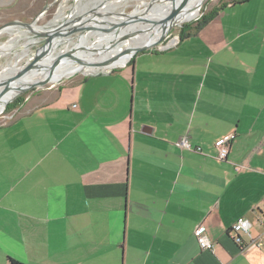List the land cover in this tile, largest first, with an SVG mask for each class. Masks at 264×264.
<instances>
[{"label":"crops","instance_id":"0c3cea01","mask_svg":"<svg viewBox=\"0 0 264 264\" xmlns=\"http://www.w3.org/2000/svg\"><path fill=\"white\" fill-rule=\"evenodd\" d=\"M211 14L0 125V264H264V0Z\"/></svg>","mask_w":264,"mask_h":264},{"label":"rangeland","instance_id":"374dc122","mask_svg":"<svg viewBox=\"0 0 264 264\" xmlns=\"http://www.w3.org/2000/svg\"><path fill=\"white\" fill-rule=\"evenodd\" d=\"M230 0H204L202 4L199 7V13L198 15L188 21H185L184 23H179L174 25L166 35L165 39L159 43V45L150 47L146 51L149 50H158V51H163L166 50L174 45L177 44V42L181 39V29L186 26L187 24H191L192 27L195 26V23L200 20L202 15L204 14H210L218 8L219 6L222 5V3H227ZM3 2H8L3 3ZM11 5H10V3ZM164 2V1H162ZM162 2L158 0H0V26L3 25L6 22L12 21V20H19L23 22H29L32 23L38 16V19L35 21L36 26L43 27L44 29L46 28H52L55 27L58 23H60L63 20L69 19V17H74L76 14L79 15V11L84 10V8H91L93 4H97L98 6H101L103 8L105 7H110L107 11L109 13H117L120 11H126V12H133L135 9L138 11H144L145 16H148L149 14H154L158 15L160 14V10L156 5H160ZM170 2V1H168ZM152 6H151V5ZM48 6L45 10H43L44 6ZM118 5V6H117ZM112 6V7H111ZM115 6V7H114ZM151 6V7H150ZM83 12V11H82ZM91 10H88L84 12V14L90 13ZM93 14V13H92ZM96 14V13H94ZM74 15V16H73ZM140 15L138 13L136 16ZM40 16V17H39ZM95 16H99L96 14ZM113 17L114 14L112 15ZM189 17H192L189 16ZM126 18V17H125ZM136 17H133L132 20L126 18L124 21H129L126 24L120 25V27H123L124 25H128L130 23H135L137 22ZM124 19V18H123ZM139 21H144V20H139ZM125 23V22H123ZM190 25V26H191ZM23 27L19 28H14L13 33L9 34L7 32L1 33L0 34V44H7V40H10L13 38L14 40L12 41L13 44V51L11 50L10 52L6 53L5 55H0V70H2L4 67H6L8 64H14L16 62L17 67H22L30 58L32 59L34 55V49L38 46V44H30L28 46L24 45L29 39L35 38L36 40L42 39L43 37H34L32 36L33 33L31 31L27 32V34H24V28ZM16 29H20V31H15ZM22 34V35H20ZM29 34V35H28ZM87 34V42L93 41V36L90 34ZM121 35V33H118ZM107 35V34H106ZM117 35V34H115ZM20 36V38L18 37ZM26 36V37H25ZM92 37V38H91ZM90 39V40H89ZM128 39V37H123L120 41H124ZM77 41V38H73L67 45L68 48L73 47V43ZM193 43H195V40H193ZM118 42L117 45L114 46V50L111 52H115L114 54L121 53V52H128L132 46H131V41H127L126 43H121ZM189 42V41H188ZM78 44V43H77ZM121 46H120V45ZM97 45V44H95ZM65 45H59L55 51H50L49 56L50 58H53V55L62 47ZM113 49V48H111ZM16 52V53H15ZM142 52V51H141ZM137 52V53H141ZM109 53V52H107ZM22 54V56L18 59L17 55ZM111 54V55H114ZM85 55L80 56L81 59H84ZM134 56H132L128 62L126 63L127 66L130 64ZM30 59V60H31ZM46 60V58L44 57ZM103 60V59H102ZM205 66L207 67L208 61L205 62ZM122 65L117 66L112 69H118L121 67H124ZM213 66V65H212ZM112 69L110 68H104V69H82L78 72L73 73L72 75L68 77L64 76H51V80L49 81V84L38 88L34 90L27 91L23 93L20 97V101H11L7 106L13 105V107L9 110L4 109L3 112L0 113V125L5 124L6 122H9L11 119H13L15 116H17L20 112L24 110L23 104L27 102L32 96L40 94V93H45L47 91L52 92L55 91L59 88L61 85H66L70 81L79 79L85 74H88L89 72L94 73V72H103V71H111ZM7 71V70H6ZM16 100V99H15ZM5 105V104H4ZM6 106V107H7ZM3 108V107H2Z\"/></svg>","mask_w":264,"mask_h":264},{"label":"bare ground","instance_id":"6f19581e","mask_svg":"<svg viewBox=\"0 0 264 264\" xmlns=\"http://www.w3.org/2000/svg\"><path fill=\"white\" fill-rule=\"evenodd\" d=\"M203 1L204 0H187V3L185 4L184 8L175 17L174 22L176 24H179V23H184L185 21H188V20L195 18L199 13V7ZM180 2H181V0H176L175 6H177ZM156 7H158V9L160 10V12H161L160 14H158V15L149 14L148 16H146L145 19H148V21H149L147 23H145V22L130 23L128 26L119 30V33H121V35H119V34H117V35H115V34H107L106 35L105 34L104 35L100 32H91L90 34L94 37L93 41H91V42H87V38H86L87 35L80 36V38L76 42L73 43L72 50H74V55L80 58V56L86 54L84 59H82L83 61L87 62V61H97L98 60V62H97L98 65H99V63H101L102 59L104 60L106 58H110L111 56L120 55L118 59H115L112 61L110 60L111 63L109 62L110 63L109 65L110 66H120V65L123 66V65H125L128 62V60L131 58L132 52L135 48L142 46V45L152 44L161 35V31L163 30V28H162L163 25L162 24H153L151 22L159 21L161 18L167 16L170 13V11H172L171 10L172 9L171 8V2L164 1L160 5H156ZM109 8L110 7L103 8L101 6H98L97 4H93L91 8H88V9L84 8V10H82L83 12L79 11V15L76 14L75 16L74 15L73 16L74 17L82 16L83 19H85V20L100 17L98 19H101V20L103 19L104 21H107V22L113 21L114 23H121V22L127 23V21H124L126 18L132 20L131 19L132 16H128L126 18L121 17V16H117L115 14H114V16H116V17L105 16V14L109 13L107 11ZM88 10H91V12L88 14H84V12H86ZM145 10L138 11L137 9H135L130 14L135 15L138 13H144ZM94 13L98 14L99 16H95L96 14H94ZM191 15H192V17H189ZM72 18L73 17H69V19H72ZM167 24L168 23H165V26H167ZM15 27L19 28V26L5 27L4 29H1L0 34L4 33V32L11 34V33H13V30ZM32 28L34 30H41L43 27L36 26V24H32ZM21 29H23V28H21ZM15 31L16 32L20 31V29L19 30L16 29ZM23 31H24V34H27V32H29V29L24 28ZM133 33H136V34L132 35ZM90 34H89V36H90ZM20 35H22V34H20ZM125 35H128L129 38L121 42L119 39H121L122 37H125ZM32 36H34V35H32ZM18 37L20 38V36H18ZM13 38H11L10 40H7V42H6L7 44H0V55H5L6 53L10 52L13 49L12 41L15 39V38L14 39ZM42 40H43V38L39 39V40H36L35 38H33V39L31 38L24 45L28 46L30 44H33V42H35V41H42ZM127 41H131V46H132V48L128 52H121V53L119 52L117 54H114L115 52H111L112 50H114V46L117 45L118 42L126 43ZM58 43H59L58 41L55 42L53 44L52 48L49 50V52L55 51V49L57 48L56 44H58ZM95 44H97V45H95ZM111 48H113V49H111ZM63 49H61L59 51L60 52L68 51L70 48L65 47ZM49 52L46 54V56H44L46 58V60L44 59V57L41 58L37 62V66L34 69H32L29 72H27L26 74H24L20 79L13 81V83L11 85H9L8 87L4 86V84H2V81L7 77H13L17 72H19L21 67H17L16 62H14V64H11V65L8 64L6 67H4L2 70H0V81H1V85H0V110L2 109L4 104H6L11 98H13L14 95H16V93L18 92V89L20 87L29 86L32 83H34L38 80H41L42 78H44L48 74L50 65L52 64L54 56H55V54H54L53 58H50ZM107 52H109V53H107ZM111 54H114V55H111ZM17 56H18L17 58L19 59L22 56V54L17 55ZM82 69L89 70V69H92V67L91 66H84V65L79 64L78 62L74 61L73 59L65 57L64 59L61 60L60 64L55 68L53 73L50 74V78H51V76H54V75L68 77L69 75H72L73 73L78 72Z\"/></svg>","mask_w":264,"mask_h":264},{"label":"water","instance_id":"95a60500","mask_svg":"<svg viewBox=\"0 0 264 264\" xmlns=\"http://www.w3.org/2000/svg\"><path fill=\"white\" fill-rule=\"evenodd\" d=\"M158 1H160V2L170 1L171 2V8H172L171 9L172 11H170V13L167 16L161 18L159 21L151 22L153 24H162L163 25V27H162L163 30L161 31V35L152 44L142 45V46L135 48L132 52V56H134L137 52L146 51L150 47H154V46L159 45V43L165 39L169 30L174 25H176V23L174 22V19L179 14V12L184 8L185 4L187 3V0H181V2L177 6H175L176 0H158ZM47 7H48L47 5L44 6L43 10H45ZM113 14H115L117 16H121V17L132 16L131 19L133 17H136L135 19H136V21L138 20L137 22H141L139 20H144L142 22H145V23L149 22L148 19H145L146 14L143 15L144 13H140V15L136 16L137 14L132 15V14H130V12L120 11L117 13H107V14H105V16L109 17V16H112ZM98 18H100V17L85 20V19H83L82 16H77V17H73L72 19L63 20L60 23H58L55 27L46 28V29L42 28L41 30H34L32 28V24H35V21L38 19V16L32 23L23 22V21H19V20H12V21L6 22L3 25H1L0 31H1V29H4L5 27L19 26V27L29 29V31H31L33 33L34 37H43L44 36L42 41L33 42V44H38V46L34 49V55H33L32 59L30 58L31 60L29 59L21 67L19 72H17L13 77L5 78L2 81V84H4V86L8 87L9 85H11L13 83V81L20 79L24 74H26L30 70L34 69L37 66V62L41 58L46 56V54L52 48L53 44L57 41L59 42L58 44H56L57 47L59 45H62V44L65 45L64 47L59 49V50H61L65 47H67L66 44H68L75 37L78 40L80 38V36L87 35L88 33H91V32H100L104 35L105 34H118L120 29L129 25L128 24V25H124L123 27H120V25H123L126 23H123V22L114 23L113 21L107 22V21H104L103 19L101 20ZM128 22H130V21H127V23ZM165 23H168L167 26H165ZM135 34L136 33H133L132 35H135ZM125 37H128V35H125ZM121 39H119V40H121ZM59 50L55 53V56H54L52 64L50 65L48 74L44 78H42L41 80H38L29 86L20 87L18 89V92L16 93V95H14V97L11 98L3 106V108L0 110V113L4 111L6 106L11 101H14L15 99L19 98L23 93L30 91V90L41 88V87L49 84V81L51 80L50 74L53 73L55 68L60 64L61 60L64 59L65 57L73 59L74 61H76L79 64H82L84 66H91L92 69H99V68L100 69H104V68L112 69V68H115L117 66H110L109 65L111 63L110 60L112 61V60L118 59L120 56V55H118V56L115 55V56H111L110 58H106L104 60H101V63H99V65H98L97 64L98 60L86 62V61H83L81 58L75 56L74 50H72V48H70L68 51H64V52H60ZM0 85H1V81H0Z\"/></svg>","mask_w":264,"mask_h":264},{"label":"built area","instance_id":"2783aa9c","mask_svg":"<svg viewBox=\"0 0 264 264\" xmlns=\"http://www.w3.org/2000/svg\"><path fill=\"white\" fill-rule=\"evenodd\" d=\"M178 43V42H177ZM99 72V71H97ZM91 73V72H89ZM231 139V135H227L223 138H220L217 142V146H218V157L220 159H225L227 156V152H228V147H229V141ZM182 146L185 147H189L188 141L184 138L180 141L179 143ZM249 228V221L245 218H240L238 219L232 226V231L234 232L233 234V239L237 242V243H241L242 238L239 234V231H247ZM195 236L197 239V242L199 244V247L201 249H213V242L210 241L208 239V237L205 234V228L204 225L199 224L197 225V227L195 228ZM255 244H257L258 246H263L264 243L261 240H255L254 241Z\"/></svg>","mask_w":264,"mask_h":264},{"label":"trees","instance_id":"16d2710c","mask_svg":"<svg viewBox=\"0 0 264 264\" xmlns=\"http://www.w3.org/2000/svg\"><path fill=\"white\" fill-rule=\"evenodd\" d=\"M245 1H247V0H230L227 3H236V2L237 3H241V2H245ZM227 3H222V5L220 7L225 6ZM211 18H212V14L211 13L210 14H205V15L203 14L202 17L200 18V20L195 23V26L194 27H192V25H191L192 23L191 24H187L186 26H184L181 29V31H182L181 38L184 37V36H190V35L196 33L200 29V27L202 25H204ZM20 99H21V97H19L16 100H14V102L15 101L19 102ZM12 107H13V105L7 106L6 107V110L11 109Z\"/></svg>","mask_w":264,"mask_h":264}]
</instances>
